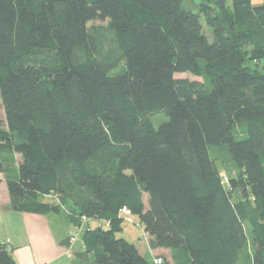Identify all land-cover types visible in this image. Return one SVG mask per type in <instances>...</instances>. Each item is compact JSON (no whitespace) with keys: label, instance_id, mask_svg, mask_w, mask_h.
Listing matches in <instances>:
<instances>
[{"label":"trees","instance_id":"16d2710c","mask_svg":"<svg viewBox=\"0 0 264 264\" xmlns=\"http://www.w3.org/2000/svg\"><path fill=\"white\" fill-rule=\"evenodd\" d=\"M250 58L264 59V0H0L11 209L106 223L75 264H155L117 237L124 208L164 264H264V73ZM6 156L20 157L11 175ZM0 264H18L3 243Z\"/></svg>","mask_w":264,"mask_h":264},{"label":"crops","instance_id":"0c3cea01","mask_svg":"<svg viewBox=\"0 0 264 264\" xmlns=\"http://www.w3.org/2000/svg\"><path fill=\"white\" fill-rule=\"evenodd\" d=\"M0 181V223L7 232L5 233L6 240L4 242L0 240V243L8 245L9 248L13 247L16 253L26 250L25 248L27 247L33 249L32 254L21 252V260H19L14 253L13 255L18 264H42V262H40V254L38 258V254L36 253L37 248L35 249L32 244L33 240L38 242L48 240L47 242L60 247V249H57V252L55 251L45 259L56 263L63 256L68 246L71 245L69 240L75 229L81 230L79 241L80 239L83 241L86 230H94L88 227V222L83 224L82 220L81 223L72 221L70 216L65 212L60 214L49 213L46 215H39L13 211L10 207L7 183L3 174H0ZM3 186H5L6 191H3ZM60 216H64L68 221H63ZM99 224L97 228L103 226L101 222H99ZM103 224L108 228L106 223ZM30 232H34V234ZM135 245L139 252L151 262L161 257L162 253L151 250L150 246L148 247V252L147 250H145V252L138 244Z\"/></svg>","mask_w":264,"mask_h":264},{"label":"rangeland","instance_id":"374dc122","mask_svg":"<svg viewBox=\"0 0 264 264\" xmlns=\"http://www.w3.org/2000/svg\"><path fill=\"white\" fill-rule=\"evenodd\" d=\"M204 1H214L215 2L217 0H185V6L187 8H197L198 5ZM254 2L256 4H261L262 0H254ZM204 30H205L206 35L209 36V40L212 42L213 41L212 31L206 26V24H205ZM250 59H252V58H250ZM248 65L253 70H257V71L264 73V59H257V60L252 59L251 61L248 62ZM122 71H123V68L120 67L118 70H115L112 73H119ZM176 77L177 78L189 77L191 79H196V77H194L193 75H191L189 73L177 75ZM4 120H5V112H4V107L2 105V101L0 99V121H4ZM166 120H167V117L164 114L156 115L153 118V122H154V125L156 127H159ZM214 155L216 157H218V159H220L218 166L221 170L222 177L224 179V183L226 185H228L230 182V178L232 176L222 166L221 162L223 159V155L219 151H214ZM12 157L6 156V159H5V163H6V166L8 168L7 169L8 174H10V175L13 174V171L15 170V168H18L17 165L20 162L19 156H17V159H16V157H13V158ZM233 176H235V175H233ZM4 177H5L4 179L6 180V176H4ZM3 189H4L3 191H6L5 186H3ZM8 197L10 198V196H8ZM42 201L44 203H47V204H53L54 203V199L51 197H48V196L42 197ZM60 218L65 222L68 221L66 218H64V216H60ZM88 224H89L88 227L92 228L94 230H96L98 225H100L99 222L96 220H90V221H88ZM102 225H103L102 227L104 229H107V227L103 223H102ZM5 233H7L6 229L3 228L1 226V223H0V238H1L0 240H2L3 242L6 240V237H5L6 234ZM30 233L34 234V232H30ZM80 233H81V230H78V229L77 230L75 229L73 231V235H72L71 239L69 240V242L71 243V245L68 246L69 249L68 248L66 249L63 256L56 263L45 260V259L48 258L55 251L57 252V249H60V247L54 246L52 243L47 242L48 240L47 241L43 240L41 242L33 240L32 244L34 245L35 249L37 248L36 253L38 254V258H39V254H40V262H42V264H75L74 258L77 255H80L84 252L83 241H82V239H80V241L78 240L80 237ZM117 237L126 239L130 243L138 244L140 248H142L144 251L147 250V252H148L149 245H148L147 234L145 232V226L141 223L140 219L137 216H132L131 219H125L124 220V222L122 224V231L117 233ZM77 240H78V242H77ZM10 249H11L13 254L14 253L16 254L15 256H17V258L19 260H21V258H22L21 252H26V253L32 254V250H33L30 247H27V248H25L26 250L19 251L18 253H16V250L13 249V247H11Z\"/></svg>","mask_w":264,"mask_h":264},{"label":"built area","instance_id":"2783aa9c","mask_svg":"<svg viewBox=\"0 0 264 264\" xmlns=\"http://www.w3.org/2000/svg\"><path fill=\"white\" fill-rule=\"evenodd\" d=\"M122 214H123V216H125V218H127V219H131V217H132V215H131V211H130L129 209H127V208H124V209L122 210ZM82 221H83V224H86L88 220H87V218L83 217V218H82ZM154 263H155V264H164V261H163L162 259H155V260H154Z\"/></svg>","mask_w":264,"mask_h":264}]
</instances>
